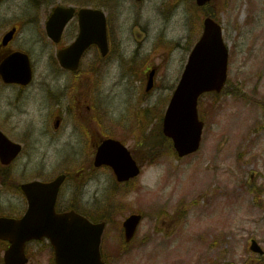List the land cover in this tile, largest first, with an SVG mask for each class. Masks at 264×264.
<instances>
[{"label":"rangeland","instance_id":"rangeland-1","mask_svg":"<svg viewBox=\"0 0 264 264\" xmlns=\"http://www.w3.org/2000/svg\"><path fill=\"white\" fill-rule=\"evenodd\" d=\"M29 1H2L3 30L28 19ZM74 1L109 6V12L102 7L114 19L115 54L119 45L129 53L141 47L140 76L157 66L156 85L147 92L148 76L144 82H135L130 64L126 71L129 83H116L115 78H109L108 83L101 81L104 90L100 97L105 99L107 92L114 107L105 128H94L90 144L89 137L72 134L71 128L59 131L62 140L50 144L42 136L46 128H37L44 116L16 118L24 123L12 128L14 133L19 137L18 133L30 129L36 144L29 153L34 146L29 143L25 156L14 164L13 169L20 173L16 172L18 179H51L63 169L69 171L72 175L62 187L59 208L75 204L93 217L105 212L99 207L109 202L112 194L120 195L122 207L105 213L111 223L104 234L103 251L110 264H264V257L249 249L252 238L264 248V111L257 103L229 92L218 97L204 95L201 112L205 128L200 150L184 158L168 151L149 160L159 142L162 114L193 47L191 42L200 35L199 27L191 33L195 11L189 10L187 0L177 6L176 1L181 0H120L117 7L114 5L119 0ZM211 10L229 48L228 78L249 97L264 100V0H216ZM203 17L198 12L195 19L201 18L202 23ZM135 24L148 32L142 44L132 37ZM37 29L38 24L25 21L15 45L40 51L44 43L38 41ZM162 38L165 47L171 41L176 46L166 53L161 51ZM95 60L93 51L91 61ZM121 69L115 67L114 71ZM154 106L155 110L148 108ZM27 120L34 124H25ZM111 135L124 141L143 163L138 181L131 186L114 185V174L107 168H92L94 143ZM23 138L27 140L25 135ZM3 184L8 186H0V215L23 214L27 201L17 189V181L5 177ZM132 212H141L144 218L134 240L123 246L122 222ZM47 242L28 246L29 264H49L52 251ZM2 253L0 249V258Z\"/></svg>","mask_w":264,"mask_h":264},{"label":"water","instance_id":"water-1","mask_svg":"<svg viewBox=\"0 0 264 264\" xmlns=\"http://www.w3.org/2000/svg\"><path fill=\"white\" fill-rule=\"evenodd\" d=\"M209 1L212 0H197V3L204 5ZM73 11L74 8H56L53 21L62 20L58 30L52 32L53 38H60L62 29L73 15ZM91 16L98 20L100 31L95 34L81 33L78 41L71 47L77 57L92 42L98 43L103 53L107 51L104 12L91 9L80 11L82 22ZM204 25L203 35L189 57L164 118L163 132L173 140L180 157L196 152L201 145L204 122L198 113L200 95L206 91H221L227 80L229 54L222 39V28L210 17L205 19ZM13 33L14 31L10 32L6 40L10 39ZM152 84L151 78L148 88H151ZM0 145L5 163H9L11 156L20 149V146L10 142L1 132ZM8 147L11 149H7ZM95 165L112 167L120 182L128 181L140 173L131 152L119 140L112 138L106 139L100 145ZM65 178V174H62L48 183H25L22 188L29 202L25 216L18 220L0 218V236L10 238L13 243L6 256L9 264H25L26 241L44 236L51 239L58 264H106L100 249L106 222L92 223L74 210L56 212L57 196ZM141 219L140 214H132L126 218L124 228L127 241L134 237ZM251 249L264 253L256 240L252 241Z\"/></svg>","mask_w":264,"mask_h":264},{"label":"flooded vegetation","instance_id":"flooded-vegetation-1","mask_svg":"<svg viewBox=\"0 0 264 264\" xmlns=\"http://www.w3.org/2000/svg\"><path fill=\"white\" fill-rule=\"evenodd\" d=\"M97 3L93 1L91 7L97 8ZM41 5V9L36 12L37 17H35V23L39 25L37 31L40 39L38 41L44 43L40 51L32 52L15 45L18 40L17 35L10 43H4L3 39L6 31L3 32L0 26V119L2 121L0 128H20L24 120L16 118L21 116L30 117L35 114L44 116L42 120H39L40 125L37 128H46L43 130L42 136L50 144L61 139L58 132L62 131L63 128H71L73 134L78 128H86V133L92 137L94 128H105L113 106V99L109 98L107 92H105V99L100 97L99 93L104 88L100 87L99 83L101 81L108 83L109 78H115L116 83H129L126 72L128 64L133 66L135 82L145 81L147 72L144 71L143 77L140 76L142 55L139 48L141 47L137 46L133 53H129L125 46L119 45L117 54H115L114 42L112 43L114 19L109 16L107 18L109 40L107 54L102 55L99 47L92 44L83 53L78 66L72 67L74 56L65 54V63H63L60 59V53L66 50L80 34L78 9L83 6H76L81 5V2L69 4L75 5L77 11L65 25L60 41L55 42L50 38V27L48 26L55 6L49 7L50 4L46 3L45 6H48V8L45 9L43 7L44 3ZM118 5L120 6L121 3ZM39 21L42 22L41 25ZM15 25L18 28L17 32H19L20 25ZM137 28L136 25L132 28L133 39H143L145 42L148 39L147 32L140 28L142 37L137 38ZM19 50L27 52L31 58L33 78L28 84L22 82L7 83L3 78L2 65L4 61ZM93 51L96 52L94 62L91 61ZM85 59L88 60L86 66ZM11 64L12 68L9 69V66H7L5 71L8 73L18 71V69H13V63ZM115 67L117 69L122 67V69L115 73ZM129 100L127 99V101ZM28 123L33 125L34 121H25V124ZM28 128H33V126ZM25 135L27 137L31 136L30 133ZM22 143L24 153L27 141L24 140ZM12 173L16 174L14 169H12ZM2 175L0 172V182H2ZM0 243L9 246L8 241H0ZM0 262L2 263V259H0Z\"/></svg>","mask_w":264,"mask_h":264},{"label":"trees","instance_id":"trees-1","mask_svg":"<svg viewBox=\"0 0 264 264\" xmlns=\"http://www.w3.org/2000/svg\"><path fill=\"white\" fill-rule=\"evenodd\" d=\"M211 14V13H209ZM224 92H229L237 96L244 97L246 99H251L255 103H257L264 111V101L254 98V97H249L246 93H244L243 89L238 86L237 84H234L231 80L228 81V84L224 90ZM157 137H159V142H156L157 148L153 150L154 153L150 155V161H152L155 157L158 155L164 154L168 151H171L172 153L175 154L174 149L172 147V142L170 139L166 138L163 136L161 132V128L158 131ZM138 157V156H137ZM109 219V217H108ZM111 220V219H110Z\"/></svg>","mask_w":264,"mask_h":264}]
</instances>
